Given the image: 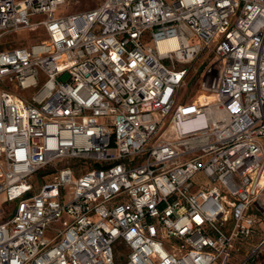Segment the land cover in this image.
<instances>
[{"label": "built area", "instance_id": "built-area-1", "mask_svg": "<svg viewBox=\"0 0 264 264\" xmlns=\"http://www.w3.org/2000/svg\"><path fill=\"white\" fill-rule=\"evenodd\" d=\"M64 1L0 0V46L47 36L0 48V264H245L264 246V0ZM205 56L206 100L178 103Z\"/></svg>", "mask_w": 264, "mask_h": 264}, {"label": "rangeland", "instance_id": "rangeland-1", "mask_svg": "<svg viewBox=\"0 0 264 264\" xmlns=\"http://www.w3.org/2000/svg\"><path fill=\"white\" fill-rule=\"evenodd\" d=\"M105 0H65L64 4L57 8L55 12V16H65L69 14H75L80 13L85 10H89L92 8H96L98 6H101ZM44 19V16H35L30 19L31 23L36 24L38 22H41ZM46 33L44 32V29L41 25H37L35 27H32L31 29L8 35L4 38L0 48L2 47H25L30 44L38 43L41 40L46 39ZM209 58L208 56H205L204 60H202L201 64L197 66V70L194 73V71H191L190 78L185 87H183L182 92L179 96L178 103L184 104V100L186 104H192L196 101V99L200 96V99L202 97L208 96V94H204L200 91H198V72L202 70V68L205 67L207 64ZM202 96V97H201ZM205 98V97H204ZM206 99V98H205ZM210 99V98H208ZM166 124V123H165ZM165 126V125H164ZM168 137V134L165 136ZM187 158H190L187 157ZM44 172H41L37 174L36 176L32 177V181L35 185L40 184V176ZM198 182V180H196ZM263 193H260L257 197V202L260 205V208H258L257 211H254L252 209V212L255 213V216L258 219V227L254 231L253 236L250 239V243L252 246H255L258 242H260L264 238V196ZM13 211V205L7 204L2 200V196H0V221L6 220L11 212ZM250 247L246 246L244 249L245 255H248L250 252ZM120 252L118 253V255ZM243 259V255H240L237 260L233 261L231 264H240L241 260ZM245 264H264V246L260 251H257L256 254H254L250 260H248Z\"/></svg>", "mask_w": 264, "mask_h": 264}, {"label": "bare ground", "instance_id": "bare-ground-1", "mask_svg": "<svg viewBox=\"0 0 264 264\" xmlns=\"http://www.w3.org/2000/svg\"><path fill=\"white\" fill-rule=\"evenodd\" d=\"M201 99L206 100L204 97H202ZM205 111H206V116H211L213 114V112H214L212 107H206Z\"/></svg>", "mask_w": 264, "mask_h": 264}, {"label": "crops", "instance_id": "crops-1", "mask_svg": "<svg viewBox=\"0 0 264 264\" xmlns=\"http://www.w3.org/2000/svg\"><path fill=\"white\" fill-rule=\"evenodd\" d=\"M262 192H264V190H263ZM262 192H261V193H262ZM263 196H264V193H263ZM257 223H258V219H257ZM257 223H256L255 228H254L255 230H256L257 227H258V224H257Z\"/></svg>", "mask_w": 264, "mask_h": 264}]
</instances>
